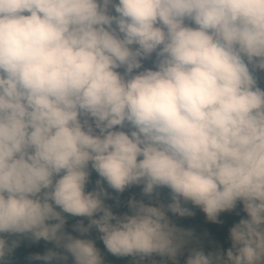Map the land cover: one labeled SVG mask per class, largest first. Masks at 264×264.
I'll list each match as a JSON object with an SVG mask.
<instances>
[{
    "label": "clouds",
    "instance_id": "1",
    "mask_svg": "<svg viewBox=\"0 0 264 264\" xmlns=\"http://www.w3.org/2000/svg\"><path fill=\"white\" fill-rule=\"evenodd\" d=\"M258 72L264 0H0V264L11 236L62 250L30 260L104 264L80 238L93 229L116 257L175 262L193 233L168 212L221 223L238 202L226 258L194 248L186 264H264ZM134 185L170 202L117 215L108 189ZM64 214L88 219L80 237Z\"/></svg>",
    "mask_w": 264,
    "mask_h": 264
},
{
    "label": "trees",
    "instance_id": "2",
    "mask_svg": "<svg viewBox=\"0 0 264 264\" xmlns=\"http://www.w3.org/2000/svg\"><path fill=\"white\" fill-rule=\"evenodd\" d=\"M256 74L258 76L259 86L264 88V72H258ZM97 179H99V176L93 171L90 176V183L86 187L87 191L95 189V182ZM105 187L107 188L106 183ZM141 188L142 186L134 185L126 189L122 194L115 193L109 188L108 191L113 197H118L119 203L117 204L116 199H108L106 200V203L112 207L114 213L117 215H123L126 212L130 213L128 201L132 197H135L137 200L142 199L145 201V203H151L156 206H158L160 202L164 204L170 202L169 190L166 188L158 189L160 193L159 200H149L148 197L142 194ZM186 206L192 208L195 213L194 216L182 218L178 215H173L171 212H168V216L173 224H175L178 228L190 230L193 233L191 240L181 249V252L175 262L169 260L166 257H160L155 254L153 257L146 258L142 261H140L139 258H133L131 256L116 257L107 251L102 240L99 239L101 234L95 229H93L90 234L84 237H80L78 232L73 231L72 225L76 224L79 220H84L85 225H87L89 221L85 217H72L68 214H64L67 218L65 230L77 237L95 240L96 246L100 250L103 257L104 264H154V262L155 264H186V260L194 248L203 250L205 254L221 252L225 254L226 258L227 250L232 247L230 229L236 223H238L241 218H247V214L243 211L242 203L238 202L237 207L231 212L221 213L219 216V220L222 221L221 223L209 221L203 211L191 204ZM17 238H19L21 241L19 246L14 250L13 253L5 258V261L2 262V264H46L44 261L30 260L29 257L37 253L43 255L48 249L62 251L61 249H56L54 242H46L43 239H41L39 242H33L27 237H8L9 240ZM52 264H57V262L53 261ZM67 264H73L71 257H69Z\"/></svg>",
    "mask_w": 264,
    "mask_h": 264
},
{
    "label": "rangeland",
    "instance_id": "3",
    "mask_svg": "<svg viewBox=\"0 0 264 264\" xmlns=\"http://www.w3.org/2000/svg\"><path fill=\"white\" fill-rule=\"evenodd\" d=\"M145 67H153L151 61H146L144 64Z\"/></svg>",
    "mask_w": 264,
    "mask_h": 264
}]
</instances>
